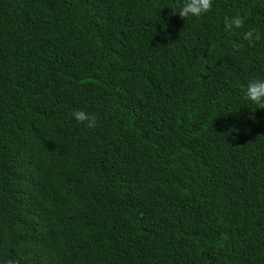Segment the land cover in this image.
I'll return each mask as SVG.
<instances>
[{
	"label": "trees",
	"instance_id": "1",
	"mask_svg": "<svg viewBox=\"0 0 264 264\" xmlns=\"http://www.w3.org/2000/svg\"><path fill=\"white\" fill-rule=\"evenodd\" d=\"M0 264H264V0H0Z\"/></svg>",
	"mask_w": 264,
	"mask_h": 264
}]
</instances>
